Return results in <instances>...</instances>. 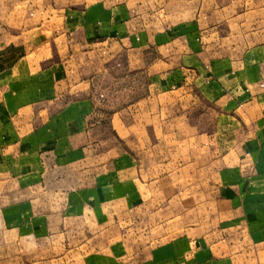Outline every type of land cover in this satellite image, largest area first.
<instances>
[{
  "label": "crops",
  "instance_id": "1",
  "mask_svg": "<svg viewBox=\"0 0 264 264\" xmlns=\"http://www.w3.org/2000/svg\"><path fill=\"white\" fill-rule=\"evenodd\" d=\"M194 92L219 109L221 141L236 125L241 150L227 146L229 163L218 178L232 202L227 227L262 243L264 0H0V264L59 260L47 215L35 216L36 206L21 203L22 185L50 176L48 165L97 182L69 193V209L82 216L92 209L108 219L139 209L145 194L135 159L112 156L119 138L126 142L142 125L129 111L139 116L152 100L163 104ZM163 106L162 122L167 115L180 120ZM250 163L254 173L243 174L240 166ZM8 227L13 236L5 234ZM40 230L44 251L22 253L21 241ZM186 237L165 239L152 254L116 241L87 264H256L214 251L206 234ZM181 246L203 247L182 252Z\"/></svg>",
  "mask_w": 264,
  "mask_h": 264
},
{
  "label": "rangeland",
  "instance_id": "2",
  "mask_svg": "<svg viewBox=\"0 0 264 264\" xmlns=\"http://www.w3.org/2000/svg\"><path fill=\"white\" fill-rule=\"evenodd\" d=\"M152 101L145 114L134 116L133 113L139 110L129 111L132 120L142 125L139 123L132 127L126 142L119 138L122 141L118 142L112 154L127 152L135 159L138 180L145 194L144 204L139 209L112 214L108 219L100 218V214L92 209L82 216L69 209V193L82 194L81 190L97 182L85 177L64 175L50 165L46 167L51 175L46 179L22 185L23 207L30 204L36 206L33 209L35 216L47 215L51 227L47 237L52 238L54 259L55 256L59 258L53 264H87L89 256L108 253L114 248V242L122 240L130 251L158 253L161 241L188 236V232L189 237L186 238L189 240L205 234L213 237L214 251L243 254L246 261L250 259L251 263L264 264V241L249 243L242 230L237 233L235 229L230 230L231 226L227 227L231 222L227 216L232 202L229 204L227 201L231 197H224L223 185L218 178L223 166L229 163L223 158L228 151L227 146L231 144L234 152L241 150L236 147V125L231 126V131L221 141L223 119L217 114L219 109L210 108L195 92L165 99L163 104L159 99ZM162 105L166 115L180 114V120L167 121V115L162 122ZM240 167L246 175L254 173L256 169L252 163ZM29 190L35 191V194L29 196ZM46 208L49 211L46 212ZM245 213L244 219H247ZM7 229L11 228H6L5 234L8 232V236H13V231ZM43 233L40 230L36 236L39 239L34 237L30 242L28 239L22 240L21 252L34 253L39 248V251H44L46 244L41 239L45 237ZM32 234H35L34 231ZM246 234L252 236L249 230ZM57 242L62 246L56 245ZM181 247L182 252H189L191 248L201 249L203 246ZM9 251H12V246ZM61 256L63 261L60 260ZM24 263L38 264L35 261ZM185 263L187 261L184 259L181 264Z\"/></svg>",
  "mask_w": 264,
  "mask_h": 264
}]
</instances>
